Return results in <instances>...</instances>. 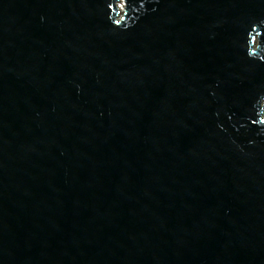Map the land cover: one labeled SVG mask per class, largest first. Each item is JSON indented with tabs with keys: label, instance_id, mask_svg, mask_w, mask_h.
Instances as JSON below:
<instances>
[{
	"label": "water",
	"instance_id": "1",
	"mask_svg": "<svg viewBox=\"0 0 264 264\" xmlns=\"http://www.w3.org/2000/svg\"><path fill=\"white\" fill-rule=\"evenodd\" d=\"M0 264H264V0H0Z\"/></svg>",
	"mask_w": 264,
	"mask_h": 264
}]
</instances>
